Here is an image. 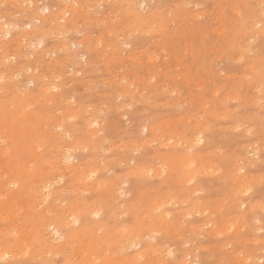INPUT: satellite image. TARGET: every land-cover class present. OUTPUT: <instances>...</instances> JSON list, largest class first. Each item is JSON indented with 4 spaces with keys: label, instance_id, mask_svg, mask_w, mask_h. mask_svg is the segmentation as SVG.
<instances>
[{
    "label": "rangeland",
    "instance_id": "obj_1",
    "mask_svg": "<svg viewBox=\"0 0 264 264\" xmlns=\"http://www.w3.org/2000/svg\"><path fill=\"white\" fill-rule=\"evenodd\" d=\"M0 29V264H264V0H0Z\"/></svg>",
    "mask_w": 264,
    "mask_h": 264
},
{
    "label": "bare ground",
    "instance_id": "obj_2",
    "mask_svg": "<svg viewBox=\"0 0 264 264\" xmlns=\"http://www.w3.org/2000/svg\"><path fill=\"white\" fill-rule=\"evenodd\" d=\"M72 5V4H71ZM45 9H47V8H44L43 9V11L45 10ZM60 16V15H59ZM58 17V16H57ZM51 18V17H50ZM55 18V17H54ZM48 19V18H47ZM55 20V19H54ZM7 26H8V24H7ZM11 28V27H10ZM1 30V29H0ZM6 36H10V33L9 32H5L4 33V37H6ZM22 40H24V37L23 38H21ZM21 40V41H22ZM7 56V55H6ZM2 57H5V56H2ZM5 59V58H4ZM3 61V60H2ZM4 62V61H3ZM2 75V74H1ZM53 84V83H52ZM45 87V86H44ZM58 87V86H57ZM16 89V88H15ZM38 90H40L39 88H38ZM45 90V89H44ZM55 91V90H54ZM11 94V93H10ZM39 96V95H38ZM30 98V97H29ZM32 98V97H31ZM56 98V97H55ZM45 99V98H44ZM41 100V99H40ZM29 101V100H28ZM25 102H27V101H25ZM28 103V102H27ZM4 105V104H3ZM29 105V104H28ZM25 106V105H24ZM68 108V107H67ZM58 109V108H57ZM56 109V110H57ZM22 110V109H21ZM62 110V109H61ZM28 111V110H27ZM26 111V112H27ZM25 112V111H24ZM56 112V111H55ZM71 113V112H70ZM26 114V113H25ZM35 114V113H34ZM33 114V115H34ZM28 115H30V113L28 114ZM56 115V114H55ZM68 115H70V114H68ZM67 115V116H68ZM35 116V115H34ZM40 116V115H39ZM58 116V115H57ZM56 117V116H55ZM58 118V117H57ZM11 119V118H10ZM13 120V119H12ZM60 120V119H59ZM7 121V120H6ZM16 121V120H15ZM86 121V120H85ZM3 122V121H2ZM42 122V121H41ZM50 122V121H49ZM39 123V122H38ZM43 123V122H42ZM98 123V122H97ZM53 124V123H52ZM11 125H15V124H11ZM32 125V124H31ZM5 126H7L6 124H5ZM4 126V127H5ZM20 126V125H19ZM50 126V125H49ZM87 126V125H86ZM55 127V126H54ZM53 127V128H54ZM39 129V128H38ZM2 130V129H1ZM145 130V129H144ZM197 130V129H196ZM22 132V131H21ZM54 132V131H53ZM82 132V131H81ZM50 133H51V131H50ZM63 133V132H62ZM21 134V133H20ZM30 134V133H29ZM62 135V134H61ZM86 135V134H85ZM55 136V135H54ZM57 136V135H56ZM89 136V135H88ZM5 137V136H4ZM61 137H63V136H61ZM6 138V137H5ZM60 139H62V138H60ZM155 139V138H154ZM159 139V138H158ZM8 140V139H7ZM11 140V139H10ZM156 141V140H155ZM192 141V140H191ZM25 142V141H24ZM196 142H198V143H201L202 142V139H201V136H200V133H198L197 134V138H196ZM250 144H252V143H250ZM188 145V144H187ZM95 147V146H94ZM99 147V146H98ZM181 147V146H180ZM58 148V147H57ZM97 148V147H96ZM162 148V147H161ZM60 149V148H59ZM182 149V148H181ZM33 150V149H32ZM62 151V150H61ZM8 152V151H7ZM216 152V151H215ZM179 153V152H178ZM5 154H6V152H5ZM16 154V153H15ZM177 155V154H176ZM7 158V157H6ZM48 159V158H47ZM64 159H68V155H67V153H66V151H65V153H64ZM185 159H187V157L185 158ZM70 160V159H69ZM241 160V159H240ZM150 161V160H149ZM155 161V160H154ZM187 164H191V163H193L194 161L192 160V159H188L187 161ZM185 162V163H186ZM47 163H48V161H47ZM30 164V163H29ZM42 165V164H41ZM55 165V164H54ZM151 165V164H150ZM40 166V165H39ZM47 166V165H46ZM83 166V165H82ZM8 167V166H7ZM14 168V167H13ZM46 168V167H45ZM49 168V167H48ZM58 168V167H57ZM56 168V169H57ZM69 168V167H68ZM67 168V169H68ZM81 168V167H80ZM146 168V167H145ZM153 168V167H152ZM152 168H151V171H152ZM155 168V167H154ZM20 169V168H19ZM100 169V168H99ZM46 170V169H45ZM88 170V169H87ZM95 170V169H94ZM148 170V169H147ZM29 171V170H28ZM37 171V170H36ZM89 171V170H88ZM201 171V170H200ZM169 172V171H168ZM29 173V172H28ZM85 173V172H84ZM95 173V172H94ZM143 173H144V171H143ZM155 173V172H154ZM200 173V172H199ZM207 173V172H206ZM142 174V173H141ZM148 174V173H147ZM146 175V174H145ZM195 175V174H194ZM231 175V174H230ZM87 176H88V174H87ZM147 176V175H146ZM238 176V175H237ZM236 176V177H237ZM240 176V175H239ZM239 176H238V178H239ZM91 177V176H90ZM235 177V178H236ZM84 178V177H83ZM160 178V177H159ZM5 180V179H4ZM50 180V179H49ZM245 180V179H244ZM48 181V180H47ZM81 181V180H80ZM185 181V180H184ZM239 181V180H238ZM4 182V181H3ZM9 182V181H8ZM35 182V181H34ZM41 182V181H40ZM46 182V181H45ZM7 183V182H6ZM36 183V182H35ZM10 184V183H9ZM237 184H238V182H237ZM12 185V184H11ZM38 185V184H37ZM41 185V184H40ZM44 186H43V188L45 189V190H47V188L49 187V183H45V184H43ZM95 185V184H94ZM240 185V184H239ZM84 186H85V184H84ZM83 186V187H84ZM18 187V186H17ZM35 187H37V186H35ZM87 188V187H86ZM92 188V187H91ZM90 188V189H91ZM9 189V188H8ZM39 190V189H38ZM79 190V189H78ZM193 190V189H192ZM79 192V191H78ZM14 193V192H13ZM15 194V193H14ZM37 194V193H36ZM39 194V193H38ZM112 194V193H111ZM42 196V195H41ZM44 196V195H43ZM45 198V197H44ZM15 199V198H14ZM50 199V198H49ZM48 199V200H49ZM161 199V198H160ZM42 200V199H41ZM149 200V199H148ZM152 200V199H151ZM17 202V201H16ZM41 202V201H40ZM43 202H44V200H43ZM164 202V201H163ZM61 203V202H60ZM77 203V202H76ZM75 203V204H76ZM155 203V202H154ZM160 203V202H159ZM158 203V204H159ZM51 204V203H50ZM53 204V203H52ZM56 204V203H55ZM54 204V205H55ZM132 204V203H131ZM33 205V204H32ZM57 205V204H56ZM79 205V204H78ZM35 206V205H34ZM89 206V205H88ZM53 207V206H52ZM236 207V206H235ZM23 208V207H22ZM21 208V209H22ZM34 208V207H33ZM35 208H37V204H36V207ZM43 208V207H42ZM139 208V207H138ZM132 209V208H131ZM195 209V208H194ZM10 211V210H9ZM18 211V210H17ZM63 211V210H62ZM73 211V210H72ZM14 212V211H13ZM12 212V213H13ZM66 212V211H65ZM78 213V212H77ZM125 213V212H124ZM40 214V213H39ZM43 214V213H42ZM63 214V213H62ZM12 215V214H11ZM16 215H18V213L16 214ZM43 215H45V214H43ZM67 215V214H66ZM117 215V214H116ZM119 215V214H118ZM125 215V214H124ZM22 216V215H21ZM42 216V215H41ZM59 216V215H58ZM69 216H73V214H72V212H71V215H69ZM112 216V215H111ZM60 217V216H59ZM139 217V216H138ZM12 218V217H11ZM37 218H38V216H37ZM160 218H162V217H160ZM4 219V218H3ZM72 219V218H71ZM1 220V219H0ZM12 220V219H11ZM65 220V219H64ZM72 220H75V219H72ZM137 220H138V218H137ZM159 220V219H158ZM34 221V220H33ZM62 221V220H61ZM76 221V220H75ZM75 221H73V222H75ZM59 222V221H58ZM67 222V221H66ZM137 222V221H136ZM142 222V221H141ZM164 222V221H163ZM16 223V222H15ZM176 223V222H175ZM13 224V223H12ZM47 224H49V223H47ZM101 225V224H100ZM224 225V224H223ZM23 226V225H22ZM49 227H50V229H54V228H52L51 226V223H50V225H48ZM62 226V225H61ZM95 226V225H94ZM93 226V227H94ZM116 226V225H115ZM15 227H17V229L18 228H20V227H18V226H15ZM146 227V226H145ZM45 228V227H44ZM48 228V227H47ZM161 228V227H160ZM159 228V229H160ZM41 229H42V227H41ZM19 230V229H18ZM29 230V229H28ZM92 230V229H91ZM123 230V229H122ZM26 231V230H25ZM54 231V233L55 234H57L58 232L56 231V230H53ZM96 231V230H95ZM121 231V230H120ZM143 231V230H142ZM145 231V230H144ZM17 232V231H16ZM15 232V233H16ZM93 232V231H92ZM141 232V231H140ZM10 233V232H9ZM41 233V232H40ZM119 233V232H118ZM134 233H136V232H134ZM147 233V232H146ZM33 234V233H32ZM93 234V233H92ZM96 234V233H95ZM164 234H166V233H164ZM40 235V234H39ZM4 236V235H3ZM32 236V235H31ZM35 236V235H34ZM58 237H59V235H57ZM83 236V235H82ZM128 236V235H127ZM131 236V235H130ZM141 236V235H140ZM17 237V236H16ZM20 237V236H19ZM42 237V236H41ZM134 237V236H133ZM39 238V237H38ZM125 238V237H124ZM127 238V237H126ZM135 238V237H134ZM142 238V237H141ZM7 239V238H6ZM2 240V239H1ZM5 240V239H4ZM26 241V240H25ZM8 242H11L10 240L8 241ZM130 242V241H129ZM3 243H6V241L5 242H3ZM39 243V242H38ZM57 243V242H56ZM123 243V242H122ZM2 244V243H1ZM9 244V243H8ZM7 244V245H8ZM75 244V243H74ZM126 244V243H125ZM11 245V244H10ZM44 245H45V243H44ZM56 245V244H55ZM54 245V246H55ZM16 246V245H15ZM49 246V245H48ZM119 246H120V244H119ZM10 247V246H9ZM63 247V246H62ZM61 247V248H62ZM112 247H114V246H112ZM134 247V246H133ZM15 248H17V247H15ZM59 248V247H58ZM89 248V247H88ZM120 248V247H119ZM122 248V247H121ZM20 249V248H19ZM63 249V248H62ZM161 249V248H160ZM159 249V250H160ZM13 250V249H12ZM48 250V249H47ZM87 250V249H86ZM154 250V249H153ZM31 251H34V249L33 250H31ZM44 251V250H43ZM77 251V250H76ZM83 251H85L84 249H83ZM161 251V250H160ZM165 251V250H164ZM98 252V251H97ZM101 252V251H100ZM111 252V251H110ZM148 252V251H147ZM163 252V251H162ZM1 253V252H0ZM17 253V252H16ZM96 253V252H95ZM28 254H29V252H28ZM35 254V253H34ZM43 254V253H42ZM74 254H76V253H74ZM89 254H91V253H89ZM114 255H115V251H114V253H113ZM151 254V253H150ZM30 255H31V253H30ZM45 255V254H44ZM92 255V254H91ZM13 256V255H12ZM32 256H33V254H32ZM73 256V255H72ZM89 256V255H88ZM112 256V255H111ZM146 256H148V255H146ZM105 257V256H104ZM157 257H158V255H157ZM34 258V257H33ZM99 258V257H98ZM6 259V258H5ZM81 259V258H80ZM159 259V258H158ZM109 260V259H108ZM2 261V260H1ZM93 261V260H92ZM81 262V261H80ZM95 262V261H94ZM99 263V262H98ZM129 263V262H128ZM78 264V263H77ZM106 264H108L107 262H106ZM158 264V263H157ZM160 264V263H159Z\"/></svg>",
    "mask_w": 264,
    "mask_h": 264
}]
</instances>
